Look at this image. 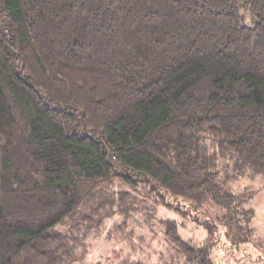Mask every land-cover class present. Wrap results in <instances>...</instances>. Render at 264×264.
<instances>
[{"label": "trees", "instance_id": "obj_1", "mask_svg": "<svg viewBox=\"0 0 264 264\" xmlns=\"http://www.w3.org/2000/svg\"><path fill=\"white\" fill-rule=\"evenodd\" d=\"M256 176L264 0H0V264H76L85 224L149 207L218 205L248 244ZM162 219V264H217L214 223Z\"/></svg>", "mask_w": 264, "mask_h": 264}, {"label": "rangeland", "instance_id": "obj_2", "mask_svg": "<svg viewBox=\"0 0 264 264\" xmlns=\"http://www.w3.org/2000/svg\"><path fill=\"white\" fill-rule=\"evenodd\" d=\"M236 183V193L246 196V207L254 210L249 225L253 238L248 244H240L239 247L231 244L228 236L233 233H228V218L223 220L220 217L222 214L225 216L226 211L218 205H208L199 212L186 211L183 215L164 208L156 212L149 207L148 213H135V217L128 218L126 222L112 218L94 226L85 224L79 238L80 260L76 264H114L125 257L144 264H162L173 253L162 224V218L166 217L178 224L182 237L198 244L207 240V227L214 223L217 236L213 238L211 255L217 264H264V178L244 177ZM141 205L144 206V202Z\"/></svg>", "mask_w": 264, "mask_h": 264}]
</instances>
